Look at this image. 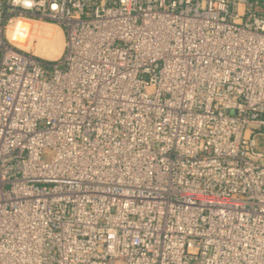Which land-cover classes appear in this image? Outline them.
Here are the masks:
<instances>
[{
	"label": "built area",
	"instance_id": "2783aa9c",
	"mask_svg": "<svg viewBox=\"0 0 264 264\" xmlns=\"http://www.w3.org/2000/svg\"><path fill=\"white\" fill-rule=\"evenodd\" d=\"M0 264H264V0H0Z\"/></svg>",
	"mask_w": 264,
	"mask_h": 264
},
{
	"label": "crops",
	"instance_id": "0c3cea01",
	"mask_svg": "<svg viewBox=\"0 0 264 264\" xmlns=\"http://www.w3.org/2000/svg\"><path fill=\"white\" fill-rule=\"evenodd\" d=\"M52 23L42 22L37 19L28 17H18L12 25H9L7 34L10 39L15 41V46L28 51V43L24 40H42L46 39L49 43L55 45V49L59 52V40L63 39L62 30L53 27ZM42 31V32H40ZM63 41V40H62ZM63 44V43H62Z\"/></svg>",
	"mask_w": 264,
	"mask_h": 264
},
{
	"label": "rangeland",
	"instance_id": "374dc122",
	"mask_svg": "<svg viewBox=\"0 0 264 264\" xmlns=\"http://www.w3.org/2000/svg\"><path fill=\"white\" fill-rule=\"evenodd\" d=\"M42 22H45V21H42ZM46 22L52 23L54 25L53 27H55L56 29L60 30V27L57 24H55V23H53L51 21H46ZM40 32H42V31H40ZM6 37H7V39L10 40V42L12 44H15V41L10 39L7 33H6ZM62 40L63 39L61 37V39L59 40L60 49L62 48V43H63ZM24 42L28 43L29 51H32V52L36 53L37 55H39L43 59H54L58 55V52L55 49V45L49 43L45 38L42 39V40L34 39L32 41L26 39V40H24ZM262 144H263V141H261L259 139V145L258 146H259L260 149H262L261 148Z\"/></svg>",
	"mask_w": 264,
	"mask_h": 264
}]
</instances>
